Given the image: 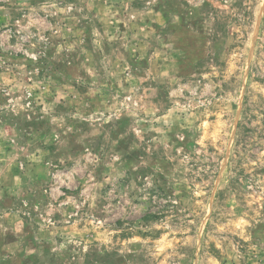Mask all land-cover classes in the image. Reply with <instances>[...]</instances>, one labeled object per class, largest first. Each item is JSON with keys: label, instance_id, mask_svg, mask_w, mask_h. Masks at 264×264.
Masks as SVG:
<instances>
[{"label": "rangeland", "instance_id": "obj_1", "mask_svg": "<svg viewBox=\"0 0 264 264\" xmlns=\"http://www.w3.org/2000/svg\"><path fill=\"white\" fill-rule=\"evenodd\" d=\"M0 264H264V0H0Z\"/></svg>", "mask_w": 264, "mask_h": 264}]
</instances>
